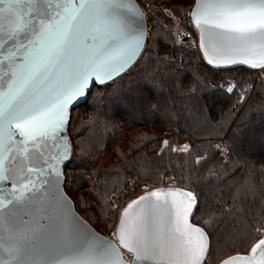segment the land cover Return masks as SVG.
Masks as SVG:
<instances>
[{
    "label": "snow or ice",
    "instance_id": "1",
    "mask_svg": "<svg viewBox=\"0 0 264 264\" xmlns=\"http://www.w3.org/2000/svg\"><path fill=\"white\" fill-rule=\"evenodd\" d=\"M190 7L179 24L194 29L207 65L264 69V0H195ZM155 19L137 0H0V264H209L215 232L189 221L202 211L196 194L185 192L179 204L171 189L145 191L125 202L104 237L71 210L61 187L63 162L75 151L71 105L92 86L113 105L159 97L173 110L205 115L201 77L181 75L176 57L153 51ZM177 46L185 45L165 44ZM146 53L153 73L124 87ZM216 219L210 213L206 226L218 227ZM241 246L243 254L220 264H264V216L253 219Z\"/></svg>",
    "mask_w": 264,
    "mask_h": 264
},
{
    "label": "trees",
    "instance_id": "2",
    "mask_svg": "<svg viewBox=\"0 0 264 264\" xmlns=\"http://www.w3.org/2000/svg\"><path fill=\"white\" fill-rule=\"evenodd\" d=\"M137 1L156 18L149 23L150 29L153 25L157 28L150 42L153 51L176 57V67L183 69L181 75L194 74L203 80L205 115L173 110L159 97L142 105H113L110 99H102L103 90L95 87L88 101L73 113L70 142L75 151L66 168V191L77 208L80 203L98 206V219L107 210L112 218L111 198L120 200L118 193L128 192L132 182L146 180L158 187L173 176L177 186L196 193L202 211L193 221L210 234L215 232L213 256L223 259L243 253L241 237H249L253 219L258 222L264 216V75L255 69L233 68L231 71L239 74L232 75L237 79L228 92L229 88L221 86L231 77L225 78L228 71L207 65L197 45L180 43L179 27L194 29L172 22L165 11L170 0ZM178 8L174 14L186 17ZM173 43L185 46L165 47ZM153 71V57L146 53L120 84L127 87L133 79L140 80ZM222 136H227L231 145L228 157L221 156L216 145ZM110 151L114 156L100 162ZM210 213L216 214L218 227L206 226Z\"/></svg>",
    "mask_w": 264,
    "mask_h": 264
},
{
    "label": "rangeland",
    "instance_id": "3",
    "mask_svg": "<svg viewBox=\"0 0 264 264\" xmlns=\"http://www.w3.org/2000/svg\"><path fill=\"white\" fill-rule=\"evenodd\" d=\"M167 2H168V5L169 6L166 8L168 10V11H166V13L169 15V13L171 12V9H172L171 8L172 5L173 6L181 7V9L186 13L185 9L187 8V10L190 11L191 10V7L190 6L192 4H194L195 0H170V1H167ZM142 4H143V2H142ZM171 17H175L176 24L178 26H180V24H179V20H180L179 17L180 16L178 17L177 15L174 14V12H171ZM179 29H180V34H179V37H178L179 41L185 42L186 44L191 43L193 46L197 45V35H196V32L194 30L193 31H186L185 30L186 28H184L183 26L182 27L180 26ZM184 33H191V36H190V38L188 40L182 39V38H184V35H183ZM257 73L264 75V69H258ZM233 74H239V73H238V71H228L225 74V78L228 77V76H232ZM76 110L77 109H74L72 111V120L75 119V117H73V113H75ZM70 129H69V132H70ZM222 138H224V137L222 136L221 139ZM226 138H227V136H226ZM228 144H229V146H231L230 143H229V139H228ZM113 156H114V152L110 151L109 155L106 156V157H103V159H101L100 162H102V161H108V159H111ZM166 179L167 178H165L164 183L166 182ZM66 180H67V177H66ZM145 182L148 183V181H146V180H142L138 184H135V181L132 182L133 185L131 186V189L128 192L126 191V189H124V190H122V191H120L118 193V195L121 194L120 200H116V198H114V197H113V199L111 198V201H114V204H115V207L112 206V208L114 210V213H113V217L112 218H109L107 216V214L109 212L107 210L106 213H104V217H103V214H101V218H99L100 219L99 220L98 217H97V211L99 212L98 206L93 207L91 205V207H88V206H85V204H81L80 203V205L78 206L77 210L99 232H101L105 236H108L109 237V236H111V234H112V232H113V230L115 228V225H116V222H117V218H118V214H119V209L125 205V202L132 200L133 198H135L136 196L142 194L143 192H145L147 190H150V189L155 188L154 187L155 185H153L151 183V181H150L151 184H148V188H145ZM176 184H177V182H176ZM221 259H222L221 257L220 258H215L214 256L212 258L208 257V262H209V264H219L220 261H221ZM223 259H225V258H223Z\"/></svg>",
    "mask_w": 264,
    "mask_h": 264
},
{
    "label": "water",
    "instance_id": "4",
    "mask_svg": "<svg viewBox=\"0 0 264 264\" xmlns=\"http://www.w3.org/2000/svg\"><path fill=\"white\" fill-rule=\"evenodd\" d=\"M137 3L139 4V2L137 1ZM140 5V4H139ZM141 6V5H140ZM142 8V7H141ZM201 53H202V51H201ZM203 55V54H202ZM257 60H258V58H257ZM211 66V65H210ZM213 67V66H212ZM232 69L233 68H239V67H243V68H249V69H255V70H258V69H261V68H259V67H253L252 65H250V64H244V63H239V64H237V65H234V66H230ZM94 88H95V86H92L91 88H90V90L89 91H87L83 96H81V97H79L78 99H76V100H74L73 101V103H72V105H71V115H72V111L74 110V109H76L78 106H80V105H82V104H84V103H86L87 101H88V99H89V96H90V93L94 90ZM68 136H69V142H70V132H69V129H68ZM70 144H71V142H70ZM54 152H55V150H54ZM64 164H67L68 165V163H69V161H64L63 162ZM65 181H66V169H64L63 170V174H62V176H61V187H62V190L64 191V193L67 195V197L69 198V200L71 201V203H72V205H73V207H72V211L78 216V217H80L83 221H84V223L88 226V227H90L92 230H94L96 233H98L99 235H101V236H104V237H108V236H105L104 234H102L101 232H99L83 215H81L80 213H79V211L77 210V207H76V204H75V202H74V200L72 199V197L67 193V191H66V186H65ZM3 187H7V188H10L11 187V182H6V183H4L3 185H2ZM155 188H167V189H171L173 192H175V199H176V201L179 203V204H183L184 202H186L187 200H188V197H186L185 195H184V193L185 192H192V193H194V194H196L194 191H192V190H190V189H187V188H183V187H180V186H158V187H155ZM148 191V190H147ZM145 192H143L142 194H140V195H143ZM0 195H2V193H0ZM137 197V196H136ZM135 197V198H136ZM135 198H133V199H135ZM169 199H172V197L170 196V197H168ZM197 200H198V198H197ZM118 218H119V214H118ZM117 218V219H118ZM189 221H190V223H192V224H194V225H196V226H198V227H202L201 225H199V224H197V223H195L194 221H193V219L191 218V217H189ZM203 228V227H202ZM205 229V228H204ZM114 230H115V228H114ZM113 230V231H114ZM205 231H206V229H205ZM207 232V231H206ZM241 254H243V253H241ZM237 255V253H235V254H232V255H230V256H228V257H226L225 259H223V260H226V259H228L229 257H235ZM208 259V258H207ZM220 264V263H219Z\"/></svg>",
    "mask_w": 264,
    "mask_h": 264
},
{
    "label": "built area",
    "instance_id": "5",
    "mask_svg": "<svg viewBox=\"0 0 264 264\" xmlns=\"http://www.w3.org/2000/svg\"><path fill=\"white\" fill-rule=\"evenodd\" d=\"M184 39V38H182ZM181 43H185L180 41ZM186 44V43H185ZM237 76H231L229 77L227 80L223 81L221 86L224 88H231L234 84V82L236 81ZM224 138H220L216 145L218 147L219 153L221 156L223 157H228L230 155V147L228 144V139L226 138V136H223ZM176 185V180L173 176H168L166 179V182L164 183V186H175ZM125 259H128L129 261L132 259L131 255L128 254L127 252H125Z\"/></svg>",
    "mask_w": 264,
    "mask_h": 264
}]
</instances>
